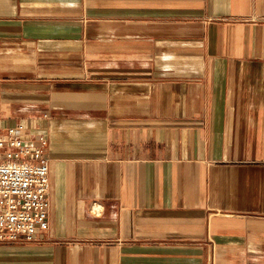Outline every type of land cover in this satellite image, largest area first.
<instances>
[{
    "label": "crops",
    "instance_id": "crops-1",
    "mask_svg": "<svg viewBox=\"0 0 264 264\" xmlns=\"http://www.w3.org/2000/svg\"><path fill=\"white\" fill-rule=\"evenodd\" d=\"M0 125L51 184L0 264H264V0H0Z\"/></svg>",
    "mask_w": 264,
    "mask_h": 264
},
{
    "label": "built area",
    "instance_id": "built-area-1",
    "mask_svg": "<svg viewBox=\"0 0 264 264\" xmlns=\"http://www.w3.org/2000/svg\"><path fill=\"white\" fill-rule=\"evenodd\" d=\"M22 129L0 125V245L36 243L50 227L48 142L34 147Z\"/></svg>",
    "mask_w": 264,
    "mask_h": 264
}]
</instances>
